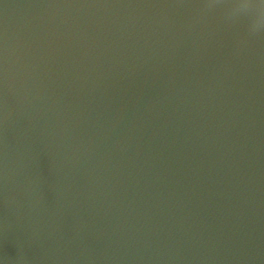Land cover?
<instances>
[{"label":"water","instance_id":"water-1","mask_svg":"<svg viewBox=\"0 0 264 264\" xmlns=\"http://www.w3.org/2000/svg\"><path fill=\"white\" fill-rule=\"evenodd\" d=\"M0 264H264V0H0Z\"/></svg>","mask_w":264,"mask_h":264}]
</instances>
